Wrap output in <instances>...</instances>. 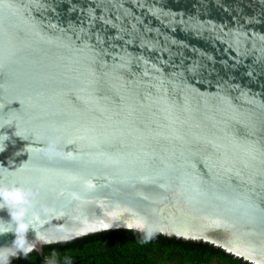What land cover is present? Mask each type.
I'll return each instance as SVG.
<instances>
[{
    "label": "water",
    "instance_id": "obj_1",
    "mask_svg": "<svg viewBox=\"0 0 264 264\" xmlns=\"http://www.w3.org/2000/svg\"><path fill=\"white\" fill-rule=\"evenodd\" d=\"M0 189L3 264L116 229L264 264V0H0Z\"/></svg>",
    "mask_w": 264,
    "mask_h": 264
},
{
    "label": "trees",
    "instance_id": "obj_2",
    "mask_svg": "<svg viewBox=\"0 0 264 264\" xmlns=\"http://www.w3.org/2000/svg\"><path fill=\"white\" fill-rule=\"evenodd\" d=\"M250 264L202 241L128 229L104 230L43 246L7 264Z\"/></svg>",
    "mask_w": 264,
    "mask_h": 264
},
{
    "label": "clouds",
    "instance_id": "obj_3",
    "mask_svg": "<svg viewBox=\"0 0 264 264\" xmlns=\"http://www.w3.org/2000/svg\"><path fill=\"white\" fill-rule=\"evenodd\" d=\"M0 197H2L5 201L9 202H21L24 200V193L19 189H0ZM23 210L18 212H13L12 216L15 219H19V217L23 216ZM26 226L23 223H20L18 225L17 231L24 229ZM22 244V241L20 242ZM6 255L3 257H0V264H3V262L6 260Z\"/></svg>",
    "mask_w": 264,
    "mask_h": 264
},
{
    "label": "flooded vegetation",
    "instance_id": "obj_4",
    "mask_svg": "<svg viewBox=\"0 0 264 264\" xmlns=\"http://www.w3.org/2000/svg\"><path fill=\"white\" fill-rule=\"evenodd\" d=\"M213 264H220L219 261H214Z\"/></svg>",
    "mask_w": 264,
    "mask_h": 264
}]
</instances>
